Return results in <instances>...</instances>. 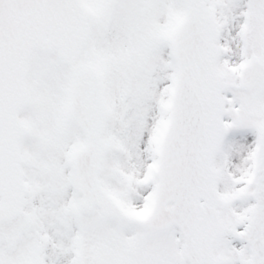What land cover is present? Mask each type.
<instances>
[{
    "label": "snow or ice",
    "instance_id": "snow-or-ice-1",
    "mask_svg": "<svg viewBox=\"0 0 264 264\" xmlns=\"http://www.w3.org/2000/svg\"><path fill=\"white\" fill-rule=\"evenodd\" d=\"M0 264H264V0H0Z\"/></svg>",
    "mask_w": 264,
    "mask_h": 264
}]
</instances>
